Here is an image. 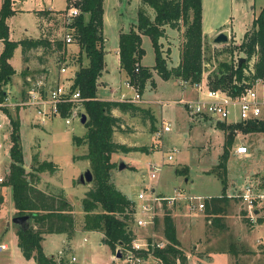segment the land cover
Listing matches in <instances>:
<instances>
[{
    "label": "rangeland",
    "instance_id": "1",
    "mask_svg": "<svg viewBox=\"0 0 264 264\" xmlns=\"http://www.w3.org/2000/svg\"><path fill=\"white\" fill-rule=\"evenodd\" d=\"M0 0V7H1ZM104 23L106 35L113 40V32L117 30V24L131 27L137 23V10L141 4L140 0H105ZM204 2L205 26L215 21L225 24V26L232 27L234 32L232 42L226 44L212 45L210 42L204 41L203 50V68L204 73L202 78L212 82L214 81L213 74L216 73L218 63L227 61L233 63L236 58L244 57L242 50L238 47L243 39L244 30L252 23L254 16H258L259 11L264 7V0H202ZM66 0H15L13 3L14 12L6 19L8 24V38L12 40L24 39L25 37H40L41 35L56 37L59 32V26L51 20L46 19L43 15L36 17L34 11L41 9L48 10L49 8L56 9L52 11L62 10L67 6ZM64 7V8H63ZM41 11V10H40ZM39 13V11H38ZM38 25V26H37ZM166 34L162 40L163 57L167 60V66L173 67L179 61L180 47L183 42L184 27L180 29L165 28ZM42 36V37H43ZM103 36V31H102ZM71 43L69 45H73ZM145 54L142 57L140 64L147 66L154 64L155 53L153 52L150 37L144 35L141 44ZM3 42L0 39V52L3 50ZM68 47V46H67ZM73 51H66L69 56L72 54L77 58L78 46L72 47ZM41 48L22 47L18 46L13 52L11 63L13 64L14 75L5 86V90H10L11 99L5 101L7 107L15 112L16 107L19 108L18 116L20 115L26 120L24 125L20 128V139L23 146V160L26 172H28L33 164L51 162L53 164L52 170L46 169L38 173L40 182L37 187L44 192L53 194L63 193L66 195L68 201L72 205V211L75 221V235L73 237V246H75V253L80 260L90 261L94 264H106L110 261L109 248L101 244L97 245L100 238V233H92L90 231L82 230V223L85 212L82 210L81 201L85 192L93 187L91 183H79L78 178L80 173L89 169L91 171L89 160L84 159L83 155L87 152V145L81 144L76 146L72 141L73 136L82 137L86 132V126L81 124L79 120H73L70 124H66L64 119L55 116L46 119L44 124L39 123L35 108L30 104H25L29 88L23 87L22 81L27 82V76L32 79L39 76L37 71H33L32 75L29 69L24 66V52L31 54L34 51V58L39 56ZM114 50V49H113ZM230 50H234L233 56L230 55ZM36 51V54H35ZM106 61L108 63V75L105 79L109 82L110 88H117V93L111 95L108 92H102L101 96L105 98H120L121 94H125L130 98L134 96L136 87H127L126 76L120 72L118 58L112 51L106 52ZM71 54V55H70ZM48 55L47 61L51 67H55V59ZM50 56V57H49ZM33 57V56H32ZM254 59H251L249 66L251 67ZM48 63V64H49ZM87 59L83 56L82 64L86 65ZM78 65H75V69ZM16 70V71H15ZM128 81V78H127ZM20 82V88L19 83ZM146 85V84H145ZM108 87V86H105ZM19 90L13 92V90ZM8 92V91H7ZM143 104L149 108L151 113H154L156 119L153 123L150 118L144 116L142 113L130 115L129 113H121L114 109L112 114L120 115L119 127L115 129L112 140L124 142L125 145L132 146L146 145L149 146L155 141L159 144L155 151L146 156L145 154H138L141 158L140 162L136 163L137 170H132L129 167L126 157L121 152H116L111 155V160L115 167L110 171L111 179L114 184L124 189L123 191L129 197H137L139 190H145L150 193V189L154 188L157 193L168 196L174 194V189L182 192L183 195H194L200 197L220 196L222 194V184L216 169L220 160V153L223 150L225 141V132L218 126V123L207 119H191L183 107L181 100H189L194 97V91L190 88L183 89L179 86L177 79L160 80L158 78L157 88L146 85L144 92H142ZM11 102V103H9ZM83 103V102H82ZM4 104V105H5ZM135 104H140L135 102ZM81 113H84V106L80 105ZM146 108V107H145ZM119 111V112H118ZM32 115V117L30 116ZM0 120L2 128L0 129V177L5 181V176L10 165L8 156L9 148L11 146L9 133L11 126L4 112L0 109ZM166 122L171 123V131L162 132L161 136L157 138L155 133L161 130ZM226 124V125H236ZM234 140L232 145L228 148V170L226 183L227 200L232 199L231 204H236L235 213L237 218L229 221L231 227L220 228L211 219V222H206L204 218V209H189L187 205L178 202L180 212L186 213L184 220L181 223L178 231L179 239L183 245L184 250L189 256V260L193 264H264V251L257 254L251 252L237 238L240 234L241 226L247 230L250 227L258 224L256 221L250 223L246 217L247 212L241 203L238 192H233L235 189L230 188V185L236 182V185H246L263 180L264 186V132L244 133L242 130L236 128L234 130ZM246 144L250 151L248 155L233 154L234 147L238 143ZM168 155L173 156L168 159ZM125 161L127 168L118 171L119 161ZM133 163V162H129ZM154 163L159 167L156 173V178H151L149 175L148 164ZM132 170V171H131ZM92 173V172H91ZM2 181V182H3ZM247 181L246 184H244ZM229 189V191H227ZM0 233L2 230L13 232L11 227H5L10 223L15 213L12 190L9 187H0ZM131 199V198H130ZM133 201V200H132ZM197 205V202H196ZM166 205L163 206L165 208ZM169 206V205H168ZM223 207V206H221ZM168 208V207H167ZM225 209V207H224ZM260 215L264 216V207L260 208ZM164 213L160 211L159 222ZM220 219H224L223 214ZM226 215V214H225ZM233 215V217H235ZM258 217V216H256ZM228 219L231 220L230 217ZM257 220V218H256ZM8 221V222H7ZM133 229L141 237H150L154 235L156 238H164L162 234L161 222L156 229L150 226L137 228L132 224ZM17 237V236H16ZM44 242L45 252L54 253L57 255L60 250L61 242L60 236H50ZM86 237L87 241H83ZM258 241L256 247L258 246ZM264 248V244H260ZM245 250H244V249ZM258 248V247H257ZM256 248V249H257ZM9 251H0V264H16L13 258H7ZM225 253L226 257L216 255L213 259L212 254ZM233 254H237L234 256ZM239 254V255H238ZM257 254V255H256ZM113 255V253H112ZM78 258V259H79ZM152 262L147 260V264ZM152 264H155L154 261Z\"/></svg>",
    "mask_w": 264,
    "mask_h": 264
},
{
    "label": "trees",
    "instance_id": "2",
    "mask_svg": "<svg viewBox=\"0 0 264 264\" xmlns=\"http://www.w3.org/2000/svg\"><path fill=\"white\" fill-rule=\"evenodd\" d=\"M137 10V23L128 31L119 32L118 53L120 56L119 67L125 71L128 82L137 88L139 94L145 90L147 81L154 86L153 70L162 80L177 79L186 80L189 83L199 82L202 76L203 44L202 33V0H140ZM14 0H2L0 7V39L3 42V50L0 52V109L6 115L11 126L9 133L11 146L9 148L10 165L5 176V181L0 182V187H9L12 190L14 202V215H28L29 224L26 228L16 227L17 247L20 249L25 260L33 259L36 264H56L54 256H46L41 240L47 233L66 234L67 240L74 237L75 221L72 205L63 193L53 194L44 192L37 187L40 182L38 173L46 169L52 170L51 162L33 164L26 172L23 160V146L20 139L19 108L15 112L7 107L5 101L8 92L5 86L11 80L14 68L10 62L13 52L18 46L41 47L43 53L59 54L60 62L66 60L67 44L63 40H55L51 36L41 35L37 38H24L12 40L8 38L7 17L14 12ZM80 13L75 16L73 35L74 45L78 46V56H70L71 62H79V67L70 86L71 91H80L83 98L84 114L86 120V132L82 137L73 136L72 141L76 146L87 145L84 159L89 160L93 178V187L85 192L82 198V210L85 212L82 230L96 231L103 234L101 242L108 245L115 254L118 247L130 244L135 237L132 227L134 218V203L114 184L110 171L115 167L111 155L114 152L139 151L145 154L153 152L159 144L155 141L149 146L128 147L112 140L113 133L119 127L120 118L112 114L113 109L123 113L136 115L142 113L149 117L152 125L153 118L149 109L121 100L100 99L97 95L98 78L104 67V36L103 31V0H77ZM64 9L58 11L43 10V15L48 20L62 23L61 17ZM183 30V42L180 47V61L176 66L168 67L167 60L163 57L160 40L165 36V28ZM244 37L238 47L245 55V61L240 66L233 67L227 61L218 63L214 81L210 82L214 87H231L234 79L241 86L234 85L236 91L244 88L243 82H252L255 79H264V7L254 18L250 28L245 31ZM148 35L151 40L155 62L152 67L140 64L145 52L141 46L142 36ZM43 36V37H42ZM234 50H230L231 57ZM83 56L87 64H82ZM252 63V72L245 71ZM137 68L138 71L135 70ZM60 117L68 115L71 109L70 103L59 105ZM154 127V125L152 126ZM225 132L223 150L216 166L217 175L222 184V194L205 199L204 207L207 214L216 215L213 221L217 226L221 212V203L227 201V161L229 158L228 148L234 140L236 128L244 133L264 132V121L239 122L236 125H226L218 122V126ZM2 201V197L0 198ZM155 229L161 222L162 234L167 243L163 249H156L154 256L160 264H189L187 254L177 238L176 226L170 210H166L159 222V217L154 220ZM260 221L257 219L256 222Z\"/></svg>",
    "mask_w": 264,
    "mask_h": 264
},
{
    "label": "built area",
    "instance_id": "3",
    "mask_svg": "<svg viewBox=\"0 0 264 264\" xmlns=\"http://www.w3.org/2000/svg\"><path fill=\"white\" fill-rule=\"evenodd\" d=\"M77 0H67V6L64 8V13L61 17L62 23L59 25V32L56 35L55 40H63L67 45L75 41L73 35L72 24L75 16L80 13L77 6ZM239 58L234 60L233 67L238 65ZM249 66V63H248ZM203 68V62H202ZM65 66L59 68V72L65 71ZM136 71L137 68H135ZM252 72V66L245 71ZM204 73V68L202 75ZM179 86L183 89H192L194 91V97L189 100H181L183 107L187 111L191 119H207L212 122H223L226 124H235L239 122H253L264 121V79H255L252 82H243L244 88L240 91H236L233 86H241V84L234 79L231 87L217 86L214 87L209 81L202 78L199 82L189 83L186 80H178ZM125 85L127 87L134 88L128 81ZM71 85L60 84L52 88H48L47 91L42 90V84H35L29 88L28 95L26 97L25 104H30L35 108L39 123L44 124L46 119L59 116V105L63 103H70L71 109L68 115L62 117L66 124H70L73 120H79L81 118V110L83 98L80 91H71ZM125 94H121V101L126 102H139L141 95L135 90L134 96L127 98ZM10 103V102H9ZM6 105V104H5ZM194 120V119H193ZM0 120V129L2 128ZM171 123L166 122L161 130L155 133V136L160 137L162 132L171 131ZM234 153L240 155H248L249 150L246 144L240 142L234 147ZM173 156L168 155V159H172ZM149 175L151 178H156L159 167L154 163L148 164ZM3 178L0 177V182ZM173 195H160L154 188L150 189V193L145 190H139L134 203V225L136 227L150 226L155 229L154 220L159 216L160 211L165 212L164 205L167 208L168 205L172 206L177 202H182L187 205L189 209L203 210L205 199L208 197H200L194 195H183L182 192L173 190ZM239 197L241 203L246 209L247 218L250 223L256 221L258 216L256 209L264 207V186L263 180L254 183H248L242 191L235 195ZM197 202V205H196ZM138 232L135 231V237L130 244L124 247H118L115 254L112 256L110 264H145L147 260L153 259L155 264H160L157 257L154 256L156 249H163L167 243L164 238H156L154 235L150 237H141ZM83 241H87L84 237ZM5 249V245H0ZM117 252L120 253L119 257H116ZM56 264H94L90 261H80L77 256L67 252V250H59L57 255L54 256ZM179 264V263H178Z\"/></svg>",
    "mask_w": 264,
    "mask_h": 264
},
{
    "label": "crops",
    "instance_id": "4",
    "mask_svg": "<svg viewBox=\"0 0 264 264\" xmlns=\"http://www.w3.org/2000/svg\"><path fill=\"white\" fill-rule=\"evenodd\" d=\"M15 1V0H14ZM67 1V0H66ZM104 1V12H105V6H106V4H105V0H103ZM14 3V2H13ZM64 8V7H63ZM40 10L41 11H43V10H45V9H39V10H35L34 11V13H35V15H36V17L38 18V15L40 16ZM49 11H52V10H56V9H52V8H49L48 9ZM38 11H39V13H38ZM53 12V11H52ZM202 33H203V38H204V41H208V42H210L212 45H214L213 43H212V39L216 36V34L218 33V31H221V30H225V31H227L228 33H229V41H231L232 42V40H233V35H234V32L232 31V27H230V26H225V24H221V22H219V21H215V23H210L207 27L205 26V15H204V2L202 1ZM256 16H254V18H255ZM103 36H104V47H103V50H104V53H105V55H104V67H103V69H102V73H101V75L99 76V78H98V85H97V88H98V91H97V95H98V97L100 98V99H103L104 97H102L101 96V93L102 92H108L109 90H110V92H111V95H113V93H117V88H110V86H109V82L108 81H106L105 79L107 78V75H108V73H109V71H108V63H107V61H106V56L108 55L106 52L107 51H109V52H113V53H115L116 55H117V58H118V64H119V62H120V56H119V53H118V43H119V32L120 31H128V29L131 27V25L132 24H129V27L127 26V27H124V26H121V25H119V24H117V30L116 31H114L113 33V40L111 41V39H110V37H108L107 35H106V33H104V31H105V23H104V13H103ZM254 18H253V20H254ZM252 20V21H253ZM251 24L252 23H250V25L248 26V27H246L245 28V30H244V34L246 33L245 31H247L249 28H250V26H251ZM38 26V25H37ZM170 31H172L173 32V30L172 29H170ZM167 32H166V30H165V35H167L166 34ZM244 34H243V37H244ZM144 36V35H143ZM142 36V37H143ZM165 37V36H164ZM163 37V38H164ZM26 38H32V37H26ZM37 38V37H36ZM162 38V39H163ZM19 40H22V39H19ZM16 41H18V40H16ZM160 43H161V45H162V40H160ZM72 47H75V45L73 44V45H68V47H67V51H70V52H72L73 51V48ZM36 48H38V47H36ZM39 48H41V47H39ZM32 49H34V48H32ZM114 49V50H113ZM161 50H162V47H161ZM39 51H41V52H39V55H42V56H39L37 59H33L34 58V51H32L31 50V54L29 55L27 52H24V56H26V57H24V60L23 61H26V62H24L25 64H24V66L26 67L25 69L27 70V69H29L31 72V74L32 75H36V74H34L33 73V71H37L38 72V74H39V76L38 77H36V78H34V79H32L30 76H27V82H24V81H22V85H23V87L25 86L26 88L28 87H31L32 85H35V84H42L43 83V89L42 90H45V91H47V89L48 88H52V87H54V86H56V85H60V84H66V85H71L72 84V82H73V78H74V76H75V74H76V71H77V69H75V65L77 64L78 65V67H79V62H71L70 61V56H69V54H67L66 55V60L65 61H62V62H60L59 61V59H58V56H59V54H57V53H53V54H49V55H51V56H53V58L55 59V66L57 67L56 69H55V67H51V64L49 63V61H47V58H48V55H45L44 53H43V49H41V50H39ZM35 54H36V51H35ZM48 54V53H47ZM71 55V54H70ZM33 56V57H32ZM71 56H74L73 54L71 55ZM50 57V56H49ZM13 58V57H12ZM12 58H11V60H10V62L12 61ZM179 61H180V56H179ZM179 61H178V63H179ZM49 63V64H48ZM177 63V64H178ZM12 64V63H11ZM176 64V65H177ZM142 65V64H141ZM154 64H151V65H147V66H149V67H152ZM175 65V66H176ZM12 66H13V64H12ZM61 66H65V71L64 72H59V68L61 67ZM119 66V65H118ZM144 66V65H143ZM146 66V67H147ZM169 67V66H168ZM15 69V68H14ZM119 70H120V72H122L125 76H126V81H127V74L125 73V71H123V70H121L120 69V67H119ZM16 71V70H15ZM158 78L160 79V80H162L157 74H156V72L153 70V81H154V86H152L151 84H150V82L149 81H147V83H146V85L147 84H149L151 87H153V88H157V81H158ZM169 80V79H168ZM19 84V88H20V82L18 83ZM146 85H145V87H146ZM105 86H108V87H105ZM19 88H17V89H15V90H13V92L15 93V91H17V90H19ZM134 89V88H133ZM8 91V99L10 98L11 99V91L10 90H7ZM144 92V91H143ZM140 95H142L143 96V94H140ZM9 99V100H10ZM113 99H115V100H121V98H113ZM112 98H105V100H113ZM143 99H142V97H141V100L138 102V103H140L139 104V106H141L142 108H144V109H149L147 106H145V105H142L143 104ZM11 103V102H10ZM138 105V104H137ZM146 107V108H145ZM114 110V109H113ZM118 110V109H117ZM120 111V110H119ZM118 111V112H119ZM121 112V111H120ZM150 112V111H149ZM121 113H123V112H121ZM150 114L152 115V118H153V122L155 123V119H156V117H155V115H154V113H151L150 112ZM113 115H115L116 117H119L120 118V115H118L117 113H115V114H113ZM30 116V115H29ZM30 117H32V115L30 116ZM157 120V119H156ZM25 122H26V120L20 115V126L21 125H24L25 124ZM226 124V123H225ZM22 127V126H21ZM117 142H119V143H122V144H124L125 145V143L124 142H121V141H117ZM126 146H128V145H126ZM132 146H146V145H136V144H132ZM132 146H128V147H132ZM247 146V145H246ZM247 148H248V150L250 151V149H249V147L247 146ZM114 153H116V152H114ZM121 153H123V152H121ZM145 154V153H142V152H139V151H132V152H127V153H123L124 154V157H126V161L128 162V164H129V167H132L133 166V168H132V170H137V165H136V163L138 162H140L141 160V158H138V154ZM150 153H152V152H149V154ZM149 154H145L146 156H149ZM233 154H235L234 153V151H233ZM236 156L237 155H239V156H243V155H240V154H235ZM125 162V161H124ZM129 162H133V163H129ZM126 163V162H125ZM127 164V163H126ZM228 161H227V170H228ZM127 168V167H126ZM119 172L120 171H122V170H119V169H117ZM131 170V171H132ZM228 172V174H229V170L227 171ZM247 183V181L244 183V184H246ZM115 185L117 186V188H118V185L115 183ZM244 187V185H236V182H234V183H232L231 185H230V188L229 189H231V188H233V189H235L233 192H238L241 188H243ZM119 189L121 190V192H124L123 190L124 189H122V188H120L119 187ZM229 189H227V191H229ZM126 195H127V193L126 192H124ZM227 193V192H226ZM160 195H162L161 193H160ZM128 197H129V195H127ZM212 197V196H211ZM129 198H131V200H134V199H136L134 196L133 197H129ZM231 202H233V200L232 199H230V200H227L226 202H223V203H221V205L220 206H223L222 207V210H221V212L219 213V214H223L224 216H225V218L222 220V219H220V217L222 218V216H220V215H217V217H219V221H218V223L221 225V227L222 228H229V227H231V225H230V223L232 222V220H233V218H237V216L235 215V213L234 214H232L234 211L235 212H237L235 209V206L234 205H236V204H231ZM178 203V202H177ZM177 203H175L174 205H172V206H168V208H164L165 210H170V212H171V215H172V217H173V220H174V224H175V226H176V232H177V238H178V240H179V243H181V241H180V239H179V235H178V231L180 230V227L181 226H183V225H181V223H184L185 224V222H186V224L187 225H189V226H191L190 225V223H188L186 220H184L183 218H184V215L186 214V213H182V212H180V209L178 208V204ZM224 207H225V209H224ZM15 211V210H14ZM14 211H13V213H14ZM199 211H201V210H199ZM256 212H257V214H258V217H257V219H260V221H258L257 223L258 224H256L255 226H253V227H250L251 229H249V230H247V229H245V228H243V227H241V226H239L238 227V230H239V228H240V234L237 236V238L241 241V243L244 245L245 243H246V245H248L247 247L250 249V251L251 252H257V251H259L257 254H259V253H261V252H263L264 251V248L260 245V244H264V216H262V215H260L261 213H260V211L261 210H259V209H256L255 210ZM232 212V213H231ZM164 213V212H163ZM226 214V215H225ZM233 215H235V217H233ZM207 216V214H206V212H205V210H204V218ZM208 216L210 217V218H205V220H206V222H208V223H210L211 222V219H213V217H216V215L214 214V215H212V214H208ZM159 217V216H158ZM228 217H230L231 218V220L230 219H228ZM229 221H231L230 223H229ZM8 222V221H7ZM9 222H11V221H9ZM181 225V226H180ZM5 227H11L12 228V233L10 234V232L8 231H6V230H2L1 231V233H0V245L2 244V245H5V249L4 248H1L0 247V251H2V250H7V251H9L10 250V248H11V251L10 252H8V254H7V258L9 259V258H11V259H15L16 260V264H36L35 263V261L33 260V259H30V260H25L24 259V257L22 256V253H21V251H20V249L17 247V235H16V230H15V227L13 226V225H5ZM220 227V228H221ZM138 228V227H137ZM183 228H184V226H183ZM135 231V230H134ZM90 232H92V233H100V238H99V242L97 243V245H101V244H103L102 242H101V238H102V236H103V234L99 231V232H96V231H90ZM137 232H139V231H137ZM50 236H60V239H59V242H61V248H60V250H67V252H70V253H72V254H74V255H76V253H75V246H73V238L72 239H70V240H67V238H66V234L64 233V234H55V233H47V234H45V235H43V238H42V240H41V247H43V251H44V253H45V255L46 256H48V255H52V256H55L56 254H54V253H46L45 252V247L43 246L44 245V242H46V240L47 239H49V238H52V237H50ZM50 241H51V239H49ZM260 242V244L258 243V248L256 247V243L257 242ZM103 245H105V244H103ZM106 247H108V245H105ZM181 246H182V248H183V245H182V243H181ZM244 247H245V245H244ZM109 248V247H108ZM257 248V249H256ZM184 249V248H183ZM244 249V248H243ZM245 250V249H244ZM109 251H110V261L108 262V263H106V264H110V262L112 261V252H111V250H110V248H109ZM186 252V251H185ZM187 254V253H186ZM223 254V256L224 257H226V255H225V253H222ZM222 254H218V253H216V254H212L213 255V259L216 257V255H222ZM256 254V255H257ZM234 256H236L237 254H233ZM239 255V254H238ZM77 256V255H76ZM77 258H79L78 256H77ZM78 260H80V258L78 259ZM152 262H150L149 264H152L153 263V259H150ZM187 260H189V256H188V254H187ZM80 261H83V260H80ZM154 263H155V261H154ZM145 264H147V262L145 263ZM157 264V263H156ZM189 264H193L190 260H189Z\"/></svg>",
    "mask_w": 264,
    "mask_h": 264
},
{
    "label": "water",
    "instance_id": "5",
    "mask_svg": "<svg viewBox=\"0 0 264 264\" xmlns=\"http://www.w3.org/2000/svg\"><path fill=\"white\" fill-rule=\"evenodd\" d=\"M229 42V33L225 30H221L218 31V33L216 34V36L212 39V43L214 45L216 44H226ZM245 61L244 57H240L239 61H238V65L240 66L242 62ZM86 120V115L84 113L81 114V118H80V123L84 124ZM127 167V164L121 160L118 163V169L119 170H123ZM93 176L92 173L89 169L84 170L82 173H80L79 178H78V182L79 183H91L93 181ZM13 225L15 228L16 227H20V228H26L29 224V216L28 215H14L11 219L10 223H7V225ZM120 253L117 252L116 257H119Z\"/></svg>",
    "mask_w": 264,
    "mask_h": 264
}]
</instances>
